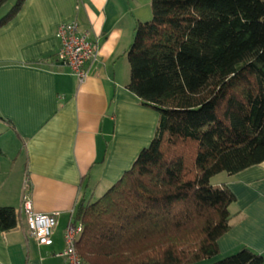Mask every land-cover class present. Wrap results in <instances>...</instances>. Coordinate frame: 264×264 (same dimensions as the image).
<instances>
[{
	"label": "trees",
	"instance_id": "16d2710c",
	"mask_svg": "<svg viewBox=\"0 0 264 264\" xmlns=\"http://www.w3.org/2000/svg\"><path fill=\"white\" fill-rule=\"evenodd\" d=\"M151 11L125 53L126 89L158 124L131 169L97 201L78 205L83 264L217 259L235 197L211 179L264 162V0H152ZM17 223L13 208H0L1 233ZM212 264L263 258L243 248Z\"/></svg>",
	"mask_w": 264,
	"mask_h": 264
},
{
	"label": "crops",
	"instance_id": "0c3cea01",
	"mask_svg": "<svg viewBox=\"0 0 264 264\" xmlns=\"http://www.w3.org/2000/svg\"><path fill=\"white\" fill-rule=\"evenodd\" d=\"M151 1L25 0L0 28V208L18 213L16 228L0 232V264H65L58 255L78 205L101 198L153 140L158 114L127 91L125 57ZM72 22L98 51L82 83L56 62L57 29ZM211 185L235 197L219 258L246 248L264 264V162ZM23 196L35 213L57 214L49 247L29 236Z\"/></svg>",
	"mask_w": 264,
	"mask_h": 264
},
{
	"label": "built area",
	"instance_id": "2783aa9c",
	"mask_svg": "<svg viewBox=\"0 0 264 264\" xmlns=\"http://www.w3.org/2000/svg\"><path fill=\"white\" fill-rule=\"evenodd\" d=\"M56 38L60 43L56 62L67 66L78 82L82 83L86 78L85 65L97 58L96 45L90 41L87 32L79 30L75 22L60 25ZM22 212L29 236L39 246L49 247L53 230L57 225V214L35 213L26 196L22 197ZM82 232V226L71 219L64 233V250L58 255L63 258L65 264H83L76 248Z\"/></svg>",
	"mask_w": 264,
	"mask_h": 264
},
{
	"label": "rangeland",
	"instance_id": "374dc122",
	"mask_svg": "<svg viewBox=\"0 0 264 264\" xmlns=\"http://www.w3.org/2000/svg\"><path fill=\"white\" fill-rule=\"evenodd\" d=\"M16 0H8L1 8H0V16L3 17L11 8L12 6L14 5ZM0 17V18H1ZM98 198H94L93 202L94 203L95 201H97ZM218 260L220 259L219 257L217 258ZM217 259H214V260H211V261H206V262H203L202 264H212L214 263L215 261H218Z\"/></svg>",
	"mask_w": 264,
	"mask_h": 264
}]
</instances>
